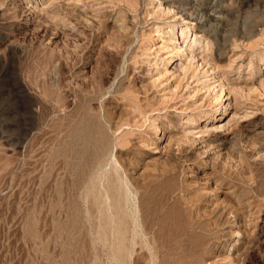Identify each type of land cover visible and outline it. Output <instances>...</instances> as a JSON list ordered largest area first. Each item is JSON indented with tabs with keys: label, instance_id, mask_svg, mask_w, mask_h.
<instances>
[{
	"label": "rangeland",
	"instance_id": "obj_1",
	"mask_svg": "<svg viewBox=\"0 0 264 264\" xmlns=\"http://www.w3.org/2000/svg\"><path fill=\"white\" fill-rule=\"evenodd\" d=\"M257 3L0 0V264H264ZM112 150L138 234L91 202Z\"/></svg>",
	"mask_w": 264,
	"mask_h": 264
},
{
	"label": "bare ground",
	"instance_id": "obj_2",
	"mask_svg": "<svg viewBox=\"0 0 264 264\" xmlns=\"http://www.w3.org/2000/svg\"><path fill=\"white\" fill-rule=\"evenodd\" d=\"M88 126V125H87ZM85 127H86V125H85ZM82 128V127H81ZM83 128H84V125H83ZM82 128V129H83ZM87 128V130H88V128H89V126L88 127H86ZM102 130H103V128H101ZM84 130V129H83ZM90 130V129H89ZM80 131V130H79ZM85 131V130H84ZM93 131V130H92ZM91 131V132H92ZM100 131V130H99ZM98 131V133L101 135V133L102 132H105V130L104 131H100L99 132ZM77 133V132H76ZM79 133V132H78ZM81 133H82V130H81ZM89 133V132H88ZM94 133V132H93ZM96 133V132H95ZM97 133V134H98ZM90 134V133H89ZM98 134V135H99ZM105 134V133H104ZM79 136V135H78ZM77 136V137H78ZM106 136V135H105ZM105 136H104V138H105ZM76 137V138H77ZM100 137V139L102 138L103 139V137L102 136H99ZM78 139V138H77ZM105 139H107V138H105ZM99 141V140H98ZM103 141H107V140H103ZM99 142H101V141H99ZM108 142V141H107ZM101 143H103V142H101ZM101 143H99V144H101ZM98 144V145H99ZM106 144V145H105ZM103 143V145L104 146H107V144L108 143ZM98 145H96V146H98ZM109 146V145H108ZM97 148V147H96ZM99 148V147H98ZM102 148H103V146H102ZM100 150H101V146H100V148H99ZM100 150H99V152H100ZM102 150H104V148L102 149ZM102 150H101V152H100V158H101V156H103V155H101L103 152H102ZM99 152L97 153V155H99ZM109 153V152H108ZM97 155H96V159H97V161H98V157H97ZM104 157H106V156H104ZM108 161H110V162H107V164H105V166L104 167H102V165H101V167H102V169L100 170L101 171V175L99 174L98 176H99V180H98V184L96 185H94L93 186V189H92V195H94V196H91L90 195V197H94V200H91V202L94 204V205H96L97 207H98V209H99V211H101L102 212V217L103 216H105L106 217V219H107V223L109 224V227L111 226V227H113V230L115 231V232H117V234L119 233V231L121 232L122 231V226H123V224H124V222H126V224H128V220H130V222H131V224H133V226H134V230H135V232L138 234V232L140 231V227L141 226H143V224H142V222H143V219L141 218V216H140V199H138V197L136 196L137 195V193H136V191H134L133 190V188H132V183H131V181L129 180V178L126 176V174H124L125 172H123V169H122V166H121V164L119 163V161L113 156V150H112V154H110V155H108ZM100 160V159H99ZM99 162V161H98ZM101 164V163H100ZM101 167H99V168H101ZM98 170V169H97ZM98 172V171H97ZM86 173V172H85ZM94 173V172H93ZM88 174H91V172L90 173H88ZM94 175V174H93ZM87 176V175H86ZM90 175H88V177H89ZM95 176V175H94ZM82 177V176H81ZM84 177V176H83ZM87 177V178H88ZM85 178V177H84ZM87 178H85V179H87ZM90 178L91 177H89L88 179L90 180ZM95 178H96V176H95ZM87 181V180H86ZM85 180L83 181V182H86ZM91 181H92V179H91ZM87 183V182H86ZM86 183H84V184H86ZM92 183V182H91ZM95 183V182H94ZM89 185H90V183H89ZM89 185H87V186H89ZM82 187V186H81ZM90 187H91V185H90ZM85 188V190L86 189H88V188H86V186L84 187ZM82 190V189H81ZM87 191V190H86ZM87 195V194H86ZM85 198V197H84ZM88 198V197H87ZM86 198V199H87ZM86 199H85V201H86ZM91 202H89L90 203V207L91 206H93V205H91ZM87 206V205H86ZM96 206H95V209H96ZM92 208V207H91ZM92 210V209H91ZM94 210V209H93ZM92 210V213L94 212L95 213V211H93ZM142 211V210H141ZM86 212H88V211H86ZM97 212V211H96ZM89 213V215H92L91 213H90V211L88 212ZM88 213H87V215H88ZM96 215V214H95ZM98 215V214H97ZM100 215V214H99ZM140 216V217H139ZM94 217V219H95V217H97V216H93ZM92 217V218H93ZM100 219H101V217H100ZM102 219H105V218H102ZM101 219V220H102ZM127 219V220H126ZM96 220H97V218H96ZM95 220V221H96ZM126 220V221H125ZM101 222V221H100ZM101 223H104L103 221L101 222ZM106 223V222H105ZM94 224H95V222H94ZM124 225V228L126 229V226L127 225ZM130 224V225H131ZM96 225H97V223H96ZM95 225V226H96ZM101 225V224H100ZM102 227V226H101ZM109 227H107V228H109ZM97 228V227H96ZM103 228V227H102ZM110 229V231H111V228H109ZM109 229H108V231H109ZM131 229V228H130ZM99 230V229H98ZM112 230V231H113ZM127 230H129L128 228H127ZM126 230V231H127ZM132 230V229H131ZM103 231H106V230H104L103 229ZM125 231V232H126ZM123 232V231H122ZM143 232H144V230H143ZM142 232V233H143ZM107 233V232H106ZM113 233V232H112ZM128 233V232H127ZM129 233H132L131 231L129 232ZM140 233V232H139ZM115 234V233H114ZM113 234V235H114ZM120 234H122V233H120ZM126 233H124L123 235H125ZM144 234V233H143ZM127 235V234H126ZM133 235V234H132ZM140 235V234H139ZM111 236V235H110ZM130 236V235H129ZM141 236V235H140ZM143 236V235H142ZM103 238H104V236H102ZM126 237V236H125ZM127 237H128V235H127ZM126 237V238H127ZM115 238H117V237H115ZM130 238V237H129ZM129 238L128 239H126V240H128V242H129ZM132 238V237H131ZM137 238V237H136ZM125 239V238H124ZM134 240H135V238H133ZM140 239V238H139ZM142 239H144V238H142ZM141 239V241H143ZM116 239H114V237H113V240L112 241H115ZM117 240H119V242L117 243V244H119V248L120 249H118V250H120V254L118 253L119 251H116L119 255H118V257H116V258H121L122 259V255H124L123 254V252H124V248H123V243H126V242H123V238L122 239H120V235H119V239H117ZM137 240V239H136ZM109 241H110V238H109ZM111 241V243H113ZM131 241V240H130ZM140 240H139V243L141 242ZM132 242V241H131ZM130 242V243H131ZM137 242V241H136ZM144 242H146L147 244H148V242H147V240H144ZM110 243V242H109ZM132 244V243H131ZM146 244V245H147ZM111 245V244H110ZM141 245H143V242H142V244ZM145 245V246H146ZM149 245V244H148ZM117 246V245H116ZM127 246V245H126ZM134 246V245H133ZM147 247V246H146ZM115 248V247H114ZM129 248V247H128ZM142 249V248H141ZM113 250V249H112ZM116 250V249H115ZM114 250V251H115ZM113 251V252H114ZM133 252V251H132ZM115 253V252H114ZM120 255H121V257H120ZM125 255H126V250H125ZM127 256H128V253H127ZM126 256V257H127ZM125 257V256H124ZM126 257L124 258V260H126ZM128 259V258H127ZM123 260V261H124Z\"/></svg>",
	"mask_w": 264,
	"mask_h": 264
},
{
	"label": "clouds",
	"instance_id": "obj_3",
	"mask_svg": "<svg viewBox=\"0 0 264 264\" xmlns=\"http://www.w3.org/2000/svg\"><path fill=\"white\" fill-rule=\"evenodd\" d=\"M236 11L238 13L239 18L247 22L244 25L245 28H247L249 24L255 25L257 22L261 21V18H264V8L260 7L259 3L244 10L243 12H240L239 8L237 7ZM233 23L234 21L229 20L230 25H232Z\"/></svg>",
	"mask_w": 264,
	"mask_h": 264
}]
</instances>
